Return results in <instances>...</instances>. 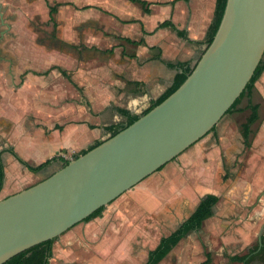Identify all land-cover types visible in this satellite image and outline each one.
I'll return each mask as SVG.
<instances>
[{"label":"rangeland","instance_id":"1","mask_svg":"<svg viewBox=\"0 0 264 264\" xmlns=\"http://www.w3.org/2000/svg\"><path fill=\"white\" fill-rule=\"evenodd\" d=\"M9 2L11 6L3 21L9 33L0 42V48L22 52L19 58L24 65L12 64L14 71L28 70L29 75L32 70L38 72L23 83L21 75L19 79H0L1 92L10 95L0 100V137L3 128L7 131L0 144L6 142L10 133L9 141L23 154L25 144L15 139L20 131L24 132L21 137L27 138L33 126L42 131L50 128L51 122L68 119L74 107L96 109V103L85 96H102V75L108 83L118 75L114 69L117 47L122 45L133 51L137 44L125 36L102 32V12L76 9L75 23L69 27L65 20L67 12L63 11L53 26L45 0L40 5L25 6L19 5V0ZM160 9L161 6L154 5L153 11L144 16L146 27L161 18ZM137 30L134 25L127 31L135 35ZM11 57L17 62L18 55ZM261 58L264 59V51ZM122 84L125 91L118 95V102L126 99L128 92H138L132 83L124 80ZM84 88L91 93L84 92ZM247 95L258 105L248 146L241 135L242 124L251 113ZM212 136L219 154L212 153L209 164L202 163L201 158L194 161L187 177L190 185L199 186L197 181L201 179L217 193L214 214L203 221L199 230L186 229L180 237L168 241L151 264H241L227 256L246 254L258 243L264 224V69L233 111L215 124ZM6 166L9 168L7 161ZM161 172L154 171L124 191L104 205L96 217L81 220L54 237L49 263L143 264L159 238L193 212L201 198L200 191L193 193L186 187L176 191L178 185L164 182ZM26 175L23 183L28 180ZM25 185L23 188L28 187ZM180 190L187 191V196L181 193L179 204L176 196ZM261 236L264 242V225Z\"/></svg>","mask_w":264,"mask_h":264},{"label":"water","instance_id":"2","mask_svg":"<svg viewBox=\"0 0 264 264\" xmlns=\"http://www.w3.org/2000/svg\"><path fill=\"white\" fill-rule=\"evenodd\" d=\"M263 51L264 0H226L211 42L170 94L46 178L0 199V264L60 235L203 137Z\"/></svg>","mask_w":264,"mask_h":264},{"label":"crops","instance_id":"3","mask_svg":"<svg viewBox=\"0 0 264 264\" xmlns=\"http://www.w3.org/2000/svg\"><path fill=\"white\" fill-rule=\"evenodd\" d=\"M43 1L19 0V5L41 4ZM45 1L48 4V14L49 6L56 5V11L52 12L51 15L49 14L53 26L56 25V21L60 19L59 14L63 11L67 12L65 20L68 26L70 25L69 27H73L75 23L76 9H86L93 14H96L95 12H102V32L104 30L109 31L115 34V36H125V38H134L137 35L134 39L142 37L143 43H136L137 46L133 51H128L122 45L117 47V51L114 52L116 55L114 69L118 72L116 80L108 83L107 79H104V75H102V96L98 94L93 98L90 95L85 96V99L89 102L96 103L95 106H98L96 109L95 107L91 109L90 106L87 109L84 106L74 107L73 115L68 117V119H63L56 123L51 122L50 128H44L42 131L40 128L33 126L27 138H22L21 136L24 135V132L20 131L17 134L18 136L15 135V139H18L20 144L21 142L25 144L27 149L23 151V154L19 153L16 150V146L9 141L11 138L10 133L8 134L6 142L0 144V158L3 163L4 173L0 198L23 189L25 183V186H30L46 178L63 166L62 159L70 160L116 132L118 127L125 124L126 118L114 109L115 105L122 106V108L129 110L131 113L140 114L147 108L151 100L157 97L172 82H181L185 73L175 66L168 65L167 62L185 60L188 61L189 65H193L196 62L204 47V37L213 16L215 3V0H148L151 2L150 11L145 12L137 2L131 0ZM154 5L161 6V18L156 20L150 27H146L143 18L153 11ZM10 6L9 0H0V42L9 33L4 28L3 21L7 17V10H9ZM24 15L25 13L18 15V17ZM165 18L170 19L178 29L186 31L190 39L197 41H189L179 36L175 29L169 25L157 26L158 22ZM134 25L139 30H137V34L131 35L127 30ZM124 28L126 31L123 30ZM27 48L24 46V49ZM19 49H22V47H19ZM104 50L106 51L107 49ZM109 50L111 49L109 48ZM0 52V79L1 77L19 79V75H21L23 83L26 78L38 74L37 71L32 70L33 74L29 75L30 73H27L28 70L25 71L21 68V70L18 69V72L14 71L12 64H15L17 67L24 65V62L19 58L22 54L21 51H12L11 47L2 46ZM13 54L18 55L17 62L13 59L15 57H11ZM124 80L125 82L132 83L138 92H128L129 94L126 99L118 102V95L125 91L122 88V81ZM156 85L160 87L158 89L154 88ZM84 92L91 93L90 90L87 91L85 88ZM92 94L94 96V93ZM1 97L4 99L6 97L10 98V95L0 90V100ZM212 132L206 133V135L159 169L163 173L164 182L178 185L175 188L176 191L181 187H186L188 188L187 191L190 190L193 193L200 191L201 197L206 193L217 195L201 179L197 181L199 186L197 184L194 186V184L190 185L187 177L188 170L194 165V161H198L197 159L201 158L202 163L209 164L212 163L210 162V155L218 153L219 149L215 147L212 141L214 138ZM2 133L0 139L2 137L5 139L7 134L5 128H3ZM9 147H12L22 159L31 165L39 164L53 156H59L61 159L53 160L38 172H31L6 150ZM6 161L9 164V168L6 166ZM24 173H27L26 176L28 178L25 183L22 182ZM44 174L47 175L43 176ZM187 191L185 193L184 190H180V194H177L176 199H178L177 202L179 204L182 202L181 193L187 196ZM261 243L258 241V249ZM234 255L236 254L228 255L227 257L231 260L230 257ZM238 262L243 264V261ZM248 264L262 263L256 259L249 261Z\"/></svg>","mask_w":264,"mask_h":264},{"label":"trees","instance_id":"4","mask_svg":"<svg viewBox=\"0 0 264 264\" xmlns=\"http://www.w3.org/2000/svg\"><path fill=\"white\" fill-rule=\"evenodd\" d=\"M134 2H137L141 9L145 12L150 11V4L151 2L148 0H131ZM226 0H215L214 3V9H213V16L212 19L207 27L205 37H204V47L201 51V53L205 50V48L208 46V44L211 42L218 26L221 21L224 8H225ZM56 11V5H50L49 6V14L51 15L52 12ZM52 18V16H51ZM169 25L173 29H175L176 33L179 36H182L183 38H186L189 41H197L190 39L186 31L183 29H178L175 24L168 18H165L161 21L158 22L157 26H166ZM126 40H129L133 43H143V38L140 37L138 39H130L126 37ZM201 55V54H200ZM199 58V57H198ZM198 60V59H197ZM196 60V62H197ZM189 65L188 61L185 60H176V61H168L167 64L171 66H175L182 70L185 73L184 78L186 77L187 74L191 72L193 69L194 65ZM264 69V59L260 58L259 62L257 63L254 72L252 73L251 77L245 84L244 88L241 90L239 95L233 100V102L230 104V107L227 109L225 114L231 113L233 109L235 108V105L239 101L240 97L244 95L247 91L249 92V89H251L254 85L255 80L258 78L262 70ZM183 78V80H184ZM182 80V81H183ZM181 81V82H182ZM180 82H172L169 86H167L157 97L151 100L150 104L147 106V108L142 111L140 114H135L131 113L129 110L122 108V106L115 105L114 109L123 115L126 118V122L124 125H121L120 127L117 128V131L121 130L122 128L126 127L127 125L131 124L135 120H137L141 115L145 114L148 112L153 106L157 103H159L162 99H164L168 94H170L178 85ZM248 96V103L251 108V113L250 115L246 118L245 122L242 124L241 127V135L244 139V144L246 146L250 145L249 143V134L251 132V124L257 119V103H253L250 100V96ZM215 129V125L207 132H211ZM116 131V132H117ZM114 132V133H116ZM113 133V134H114ZM8 152H10L21 164L26 166V168L31 171V172H38L41 169L45 168L50 162H52L55 159H61L59 156H53L52 158L46 159L39 164L36 165H31L28 162H26L24 159H22L12 147H9L6 149ZM1 153V151H0ZM78 156V155H76ZM75 156V157H76ZM74 157V158H75ZM69 160L62 159L63 165L67 164ZM163 166H161L159 169H161ZM3 178H4V173H3V163L0 158V189L2 188V183H3ZM218 200V196L213 194V193H206L200 198L199 204L194 210L193 213H191L185 220H183L173 231H171L168 235L166 236H161L158 240V243L153 249H150L147 253V258L143 264H151L156 255L159 254L166 243L168 241H174L178 237H180L186 229L190 231H197L200 229L202 222L207 219L208 217L212 216L214 213V207L215 204ZM104 206H101L94 210L92 213H90L88 216H86L83 220L87 221L93 217H96L97 215L100 214V212L103 210ZM261 245L260 248L259 244L257 243L256 246L252 249H249L248 252L245 255H234L231 256V260H238V261H243V264H248L249 261L251 260H259L260 263L264 264V242H263V237H261ZM55 238L51 240H46L43 242H40L24 251H21L17 253L16 255L10 257L8 260H6L2 264H49V258L51 257L52 254V241ZM248 262V263H247Z\"/></svg>","mask_w":264,"mask_h":264},{"label":"flooded vegetation","instance_id":"5","mask_svg":"<svg viewBox=\"0 0 264 264\" xmlns=\"http://www.w3.org/2000/svg\"><path fill=\"white\" fill-rule=\"evenodd\" d=\"M262 239V238H261ZM262 242V241H261Z\"/></svg>","mask_w":264,"mask_h":264}]
</instances>
